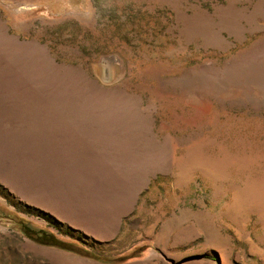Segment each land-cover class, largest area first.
<instances>
[{"label": "rangeland", "instance_id": "1", "mask_svg": "<svg viewBox=\"0 0 264 264\" xmlns=\"http://www.w3.org/2000/svg\"><path fill=\"white\" fill-rule=\"evenodd\" d=\"M262 184L264 0H0V264H264Z\"/></svg>", "mask_w": 264, "mask_h": 264}, {"label": "bare ground", "instance_id": "2", "mask_svg": "<svg viewBox=\"0 0 264 264\" xmlns=\"http://www.w3.org/2000/svg\"><path fill=\"white\" fill-rule=\"evenodd\" d=\"M264 186V184H262Z\"/></svg>", "mask_w": 264, "mask_h": 264}, {"label": "water", "instance_id": "3", "mask_svg": "<svg viewBox=\"0 0 264 264\" xmlns=\"http://www.w3.org/2000/svg\"><path fill=\"white\" fill-rule=\"evenodd\" d=\"M218 263H219V261H218Z\"/></svg>", "mask_w": 264, "mask_h": 264}]
</instances>
